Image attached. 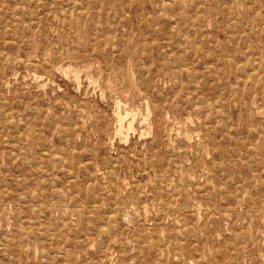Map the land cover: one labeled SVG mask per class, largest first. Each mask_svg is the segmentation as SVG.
<instances>
[{
  "label": "rangeland",
  "instance_id": "obj_1",
  "mask_svg": "<svg viewBox=\"0 0 264 264\" xmlns=\"http://www.w3.org/2000/svg\"><path fill=\"white\" fill-rule=\"evenodd\" d=\"M0 101V264H264V0H0Z\"/></svg>",
  "mask_w": 264,
  "mask_h": 264
},
{
  "label": "bare ground",
  "instance_id": "obj_2",
  "mask_svg": "<svg viewBox=\"0 0 264 264\" xmlns=\"http://www.w3.org/2000/svg\"><path fill=\"white\" fill-rule=\"evenodd\" d=\"M131 1H132V0H131ZM25 2H26V1H25ZM22 3H24V0H22ZM25 4H26V3H25ZM168 4H169V3H168ZM22 5H23V4H22ZM22 5H21V6H22ZM169 5H170V4H169ZM229 7H230V6H229ZM231 7H232V6H231ZM21 11H22V10H21ZM19 12H20V11H19ZM36 12H37V11H36ZM45 12H46V11H45ZM257 14H258V13H257ZM255 16H256V15H255ZM18 17H19V16H18ZM18 17H17V18H18ZM89 17H90V16H89ZM15 19H16V18H15ZM261 19H262V18H261ZM165 22H166V21H165ZM165 22H164V23H165ZM166 23H167V22H166ZM174 23H175V22H174ZM237 24H238V23H237ZM262 24H263V23H262ZM164 25H165V24H164ZM164 25H163V26H164ZM236 27H237V26H236ZM236 27H235V28H236ZM262 28H263V27H262ZM96 32H97V31H96ZM104 32H105V31H104ZM261 32H262V31H261ZM261 32H260V33H261ZM245 34H246V33H245ZM112 35H113V34H112ZM112 35H111V36H112ZM246 35H247V34H246ZM113 36H114V35H113ZM241 36H242V35H241ZM107 37H108V36H107ZM113 40H114V39H113ZM107 41H108V40H107ZM113 47H114V46H113ZM113 47H112V48H113ZM116 49H117V48H116ZM116 49H115V50H116ZM115 50H114V51H115ZM195 51H196V50H195ZM246 51H247V50H246ZM103 52H104V51H103ZM162 52H163V51H162ZM194 53H195V52H194ZM172 54H173V53H172ZM189 54H190V53H189ZM179 55H180V54H179ZM182 55H183V54H182ZM245 55H246V54H244V57H245ZM250 55H252V54H250ZM256 55H257V54H256ZM256 55H255V57H256ZM261 55H262V54H261ZM184 56H185V55H183V57H184ZM258 56H259V55H258ZM176 57H177V56H176ZM250 57L252 58V56H250ZM250 57H249V58H250ZM169 58H170V57H169ZM180 58H181V57H180ZM193 58H194V57H193ZM193 58H192V59H193ZM177 59H179V57H178ZM194 60H195V59H194ZM253 60H254V59H253ZM251 62H252V61H251ZM258 62H259V61H258ZM258 62H257V63H258ZM260 62H261V60H260ZM205 63H206V62H205ZM248 63H249V62H248ZM238 65H239V64H238ZM245 65H246V64H245ZM239 66H241V65H239ZM239 66H238V67H239ZM253 66H254V65H253ZM260 66H261V65H260ZM260 66H259V67H260ZM238 67H237V68H238ZM245 67H246V66H245ZM259 67H258V68H259ZM231 68H232V67H231ZM251 69H252V68H251ZM229 70H230V69H229ZM258 70H260V69H258ZM260 71H261V70H260ZM105 72H107V71H105ZM203 72H204V71H203ZM228 72H229V71H228ZM237 72H238V71H237ZM245 72H246V71H245ZM253 72H254V71H253ZM253 72H250V73H253ZM177 73H178V71H177ZM107 74H108V73H107ZM191 74H192V73H191ZM245 74H246V73H245ZM125 75H126V74H125ZM191 76H192V75H191ZM254 77H255V76H254ZM248 78H249V77H248ZM257 78H258V77H257ZM12 79H13V78H12ZM241 79H242V78H241ZM199 81H200V80H199ZM246 81H247V80H246ZM246 81H245V82H246ZM250 81H251V80H250ZM219 82H220V81H219ZM229 84H230V83H229ZM236 84H237V82H236ZM205 86H206V85H205ZM234 86H235V85H234ZM243 87H244V85H243ZM224 88H225V87H224ZM144 89H145V88H144ZM229 89H230V88H229ZM231 89H232V88H231ZM233 90H234V89H233ZM189 91H191V90H189ZM221 91H222V90H221ZM229 91H230V90H229ZM236 91H237V90H236ZM190 94H191V93H190ZM190 94H189V95H190ZM223 94H224V93H223ZM225 95H226V94H225ZM231 97H232V96H231ZM184 99H185V98H184ZM204 99H205V98H204ZM225 99H226V98H225ZM222 100H223V99H222ZM0 102H1V101H0ZM151 102H152V101H151ZM195 106H196V105H195ZM220 106H221V105H220ZM216 108H217V107H216ZM209 112H210V111H209ZM225 115H226V114H225ZM43 118H44V117H43ZM224 123H225V122H224ZM30 128H31V127H30ZM33 128H34V127H33ZM33 128H32V129H33ZM255 128H256V127H255ZM255 128H254V129H255ZM223 131H225V130H223ZM62 132H63V131H62ZM189 132H190V131H189ZM201 132H202V131H201ZM245 133H246V132H245ZM242 142H243V141H242ZM33 148H34V147H33ZM221 150H222V149H221ZM14 153H15V151H14ZM14 153H13V154H14ZM45 153H46V152H45ZM58 154H59V153H57V155H58ZM55 155H56V154H55ZM55 155H54V157H55ZM34 157H35V155H34ZM40 157H41V156H40ZM56 157H57V156H56ZM58 158H59V156H58ZM61 161H62V160H61ZM63 162H64V161H62V163H63ZM193 162H194V161H193ZM54 163H55V162H53V164H54ZM62 163H61V164H62ZM194 163H195V162H194ZM195 165H196V164H195ZM196 166H197V165H196ZM61 168H62V167H61ZM54 169H55V168H54ZM218 169H219V168H218ZM105 170H106V168H105ZM179 170H180V169H179ZM39 171H40V170H39ZM207 171H210V170H207ZM40 172H41V171H40ZM72 173H73V172H72ZM39 174H40V173H39ZM96 174H97V173H96ZM186 174H187V172H186ZM110 175H111V174H110ZM112 175H113V174H112ZM114 177H115V176H114ZM109 178H110V176H109ZM178 182H179V181H178ZM46 183H47V182H46ZM74 184H75V183H74ZM116 184H117V183H116ZM177 185L179 186L178 183H177ZM89 186H90V185H89ZM85 188H86V187H85ZM81 189H82V188H81ZM179 189H180V188H179ZM178 191H179V190H178ZM157 193H158V192H157ZM77 194H78V193H77ZM179 195H180V193H179ZM173 196H174V195H173ZM102 197H103V196H102ZM173 198H174V197H173ZM159 199H160V198H159ZM175 200H176V199H175ZM69 201H70V200H69ZM158 203H159V202H157V204H158ZM161 204H162V203H161ZM33 205H34V204H33ZM50 205H51V204H50ZM52 205H53V204H52ZM76 205H77V204H76ZM81 205H83V204H81ZM170 205H171V204H170ZM174 205H175V204H174ZM40 206H41V204H40ZM72 206H73V205H72ZM116 206H117V205H116ZM161 206H162V205H161ZM2 207H3V206H2ZM140 207H141V206H140ZM182 207H183V206H182ZM113 208H114V207H113ZM158 208H159V206H158ZM165 208H166V207H165ZM172 208H173V207H172ZM179 208H180V206H179ZM252 208H253V207H252ZM160 209H161V208H160ZM166 209H167V208H166ZM69 210H70V209H69ZM84 210H86V209L84 208ZM143 210H144V209H143ZM173 210H174V209H173ZM178 210L180 211V209H177V211H178ZM254 210H255V209H254ZM3 211H4V210H3ZM204 211H205V210H204ZM175 212H176V211H175ZM61 213H62V211H61ZM69 213H72L71 210H70ZM83 214H84V212H83ZM254 214H255V212H254ZM175 215H176V213H175ZM17 216H18V215H17ZM108 218H110V217H108ZM174 223H175V222H174ZM105 227H106V226H105ZM109 228H110V226H109ZM183 229H184V228H183ZM105 230H106V228H105ZM179 231H180V230H179ZM185 231H186V230H185ZM175 233H176V232H175ZM99 234H100V233H99ZM184 235H185V233H184ZM6 238H7V237H6ZM204 238H205V237H204ZM108 241H109V240H108ZM136 242H137V241H136ZM180 246H181V245H180ZM101 247H103V244H102ZM103 249H104V248H103ZM41 250H42V249H41ZM140 250H141V249H139V251H140ZM68 251H69V250H68ZM44 253H45V252H44ZM181 255H182V254H181ZM166 256H167V255H166ZM3 257H4V256H3ZM159 257H160V256H159ZM4 258H5V257H4ZM42 258H43V257H42ZM42 258H41V259H42ZM181 258H182V256H181ZM157 259H158V258H157ZM92 261H93V260H92ZM203 263H204V262H203ZM44 264H46V263H44Z\"/></svg>",
  "mask_w": 264,
  "mask_h": 264
}]
</instances>
